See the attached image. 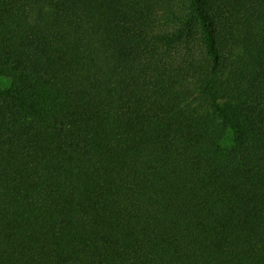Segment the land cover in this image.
Here are the masks:
<instances>
[{
	"label": "trees",
	"instance_id": "trees-1",
	"mask_svg": "<svg viewBox=\"0 0 264 264\" xmlns=\"http://www.w3.org/2000/svg\"><path fill=\"white\" fill-rule=\"evenodd\" d=\"M0 264H264V0H0Z\"/></svg>",
	"mask_w": 264,
	"mask_h": 264
},
{
	"label": "rangeland",
	"instance_id": "rangeland-1",
	"mask_svg": "<svg viewBox=\"0 0 264 264\" xmlns=\"http://www.w3.org/2000/svg\"><path fill=\"white\" fill-rule=\"evenodd\" d=\"M11 84V79L8 77H0V86L8 87Z\"/></svg>",
	"mask_w": 264,
	"mask_h": 264
}]
</instances>
